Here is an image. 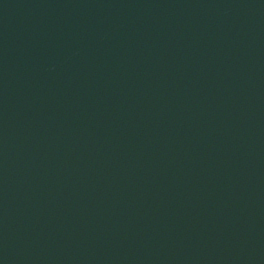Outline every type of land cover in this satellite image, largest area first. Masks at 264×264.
<instances>
[{"label": "water", "instance_id": "obj_1", "mask_svg": "<svg viewBox=\"0 0 264 264\" xmlns=\"http://www.w3.org/2000/svg\"><path fill=\"white\" fill-rule=\"evenodd\" d=\"M0 264H264V122L0 95Z\"/></svg>", "mask_w": 264, "mask_h": 264}]
</instances>
